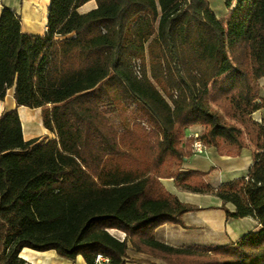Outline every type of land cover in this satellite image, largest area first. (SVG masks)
<instances>
[{
    "label": "trees",
    "instance_id": "trees-1",
    "mask_svg": "<svg viewBox=\"0 0 264 264\" xmlns=\"http://www.w3.org/2000/svg\"><path fill=\"white\" fill-rule=\"evenodd\" d=\"M49 1L35 36L0 0V102L14 90L56 138L25 142L18 111L0 116V264H27L25 249L85 264H264V120L252 118L264 110V0H227L223 20L207 0ZM193 128L219 154L248 149L249 176L214 188L182 173ZM162 179L260 229L218 248L160 243L159 228L187 229L194 211Z\"/></svg>",
    "mask_w": 264,
    "mask_h": 264
},
{
    "label": "crops",
    "instance_id": "crops-1",
    "mask_svg": "<svg viewBox=\"0 0 264 264\" xmlns=\"http://www.w3.org/2000/svg\"><path fill=\"white\" fill-rule=\"evenodd\" d=\"M207 1L217 18L225 19L228 10L225 9L218 14L212 7L213 0ZM1 2L4 7L15 11L21 17L24 33L35 36H43L46 33L49 0H47L43 15H40L37 10L31 11L29 0H1ZM96 8V3L90 2L81 8L79 13L84 15ZM261 85L264 86V81L261 82ZM13 96L14 90H10L5 100L0 102V116L15 110L18 111L25 142L32 140L49 142L56 139L54 134L46 130L43 125V110L17 108ZM261 96L264 97V91L261 92ZM252 118L256 122H262L264 110L255 113ZM198 133H202L201 128L187 131L188 136ZM206 152V156H197L192 152L182 164L180 171L185 174L191 172L205 174L207 183L214 188L247 178L254 165L252 153L248 149H244L239 156L226 152L219 154L216 150L209 148H206ZM161 183L170 195L177 198L182 204L193 208L194 211L183 216V222L187 229L174 225H165L159 228L156 232V239L160 243L182 249L218 248L237 243L246 235L260 229L258 222L252 217L242 220H227L225 210L234 213V206L228 204L224 207L223 203L215 197L182 192L177 189L174 179H162ZM111 233L125 236L116 231ZM129 256L132 260H145L144 257L134 253H130ZM20 258L27 264H85L81 257H78L75 262H71L59 257L54 251L38 253L25 249Z\"/></svg>",
    "mask_w": 264,
    "mask_h": 264
},
{
    "label": "rangeland",
    "instance_id": "rangeland-1",
    "mask_svg": "<svg viewBox=\"0 0 264 264\" xmlns=\"http://www.w3.org/2000/svg\"><path fill=\"white\" fill-rule=\"evenodd\" d=\"M31 2V11L32 10H37L39 12L40 15H43L45 13V10H46V4H47V0H29ZM226 2L227 0L223 1L222 0H213L212 3V7L216 10V12L219 14L220 12H223L225 9H227V6H226ZM261 86V84H260ZM102 92H104V90L101 88L99 89L97 92H95L94 94H91L92 98H96V96L98 97L99 94H101ZM201 133H198V134H192L188 137L192 138L193 139V143H194V135H199L200 136ZM206 150V148H205ZM193 151V149H192ZM193 153L195 154V152L193 151ZM207 155V152L205 154V156ZM113 236L119 238V240H123L125 239V236H121L120 234L118 233H111ZM124 235V234H123ZM122 240V241H123Z\"/></svg>",
    "mask_w": 264,
    "mask_h": 264
},
{
    "label": "built area",
    "instance_id": "built-area-1",
    "mask_svg": "<svg viewBox=\"0 0 264 264\" xmlns=\"http://www.w3.org/2000/svg\"><path fill=\"white\" fill-rule=\"evenodd\" d=\"M194 143L192 145V149L197 156H205L206 150L200 141L199 135H194ZM97 264H109V261L102 256H99L96 261Z\"/></svg>",
    "mask_w": 264,
    "mask_h": 264
}]
</instances>
